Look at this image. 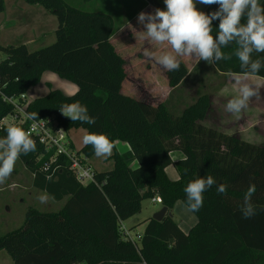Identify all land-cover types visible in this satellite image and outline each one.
<instances>
[{
  "label": "trees",
  "instance_id": "16d2710c",
  "mask_svg": "<svg viewBox=\"0 0 264 264\" xmlns=\"http://www.w3.org/2000/svg\"><path fill=\"white\" fill-rule=\"evenodd\" d=\"M26 1L57 16L56 40L33 50L26 44L0 43L5 54L0 60V138L12 126L26 132L31 121L26 115L37 113L36 119H48L67 132L84 128L86 135L103 133L113 144L119 140L130 148L115 149L110 156L113 168L95 169L97 181L83 184L69 161L33 139L35 151L21 155L20 161L33 174L36 188L65 202L57 211L30 207L21 226L0 235V251L6 250L14 264H264V143L205 123L212 101L201 88L202 80L194 101L185 103L181 93L193 70L189 75L183 60L179 71H166L171 87L182 84L181 97H174L173 89L159 102L122 92L126 60L111 42L119 29L111 14L83 10L66 0ZM151 1L162 8L159 0ZM218 7L206 5L201 11ZM218 24L213 21V35ZM253 59L264 61V53H254ZM210 67L224 74L241 71L235 57ZM45 71L74 82L77 91L66 94L49 84L47 94L28 101L25 94L41 82ZM256 75L264 78V69ZM74 102L87 107L94 124L62 115L60 107ZM9 115L16 118L14 125L4 123ZM174 151L182 153L176 161ZM78 153L88 161L95 155L85 144ZM171 164L176 179L166 171ZM209 175L216 185L203 194V206L193 212L197 222L186 232L175 220L173 207L178 201L186 204L189 182ZM219 184L227 186L226 194L217 193ZM249 184L256 186L252 203L258 212L244 219L240 208ZM157 197L168 208L163 219L148 218L139 242L124 237L121 223L139 213L145 199Z\"/></svg>",
  "mask_w": 264,
  "mask_h": 264
},
{
  "label": "clouds",
  "instance_id": "9594fccd",
  "mask_svg": "<svg viewBox=\"0 0 264 264\" xmlns=\"http://www.w3.org/2000/svg\"><path fill=\"white\" fill-rule=\"evenodd\" d=\"M163 3L164 9L141 11L137 16V23L143 30L136 31L135 37L148 45L142 52L146 59L154 60L166 71L173 72L179 71L181 57H190L197 63L202 60L209 65L235 57L241 71L229 72L227 76L237 87L238 95L226 102L225 112L241 114L248 109L253 98L261 99L260 90L264 84L247 79L264 69V61L253 59L254 53H264V4L260 0H163ZM197 4L219 7L205 13L197 8ZM217 20L218 28L213 35V21ZM153 45L167 46L169 50L157 55ZM229 48L233 50L224 51ZM59 110L72 122L95 123L87 107L79 102L64 104ZM37 116V113H30L28 119L35 120ZM6 133L0 138V184L11 176L20 156L36 148L34 140L21 127H8ZM83 143L91 145L97 157L107 158L112 153L113 143L103 133H89L83 137ZM214 185L216 180L210 175L189 182L184 188L188 210L199 211L203 206V194ZM216 191L226 194L227 186L219 184ZM255 192V184H249L240 208L244 219L257 215L258 210L252 203ZM37 199L46 204L49 195L45 192Z\"/></svg>",
  "mask_w": 264,
  "mask_h": 264
},
{
  "label": "rangeland",
  "instance_id": "374dc122",
  "mask_svg": "<svg viewBox=\"0 0 264 264\" xmlns=\"http://www.w3.org/2000/svg\"><path fill=\"white\" fill-rule=\"evenodd\" d=\"M66 1L70 5L79 7L83 10L102 11L111 14L118 26H121L120 24H122L124 21L125 16L136 12L144 3L143 0ZM159 1L162 4L161 9H164L165 5L163 0ZM196 6L199 10H202L206 7V5L202 4H197ZM57 25V16L41 4L29 3L26 0H4V9L0 10V43L3 45L26 44L31 50H33L41 46L51 44L56 40L55 30ZM42 34L44 35L42 36ZM137 46L138 45L132 44V47L126 49L125 53H120L121 55L128 58L126 60V62L128 61V64L130 63L131 66L132 64H135V68L133 69H131L130 65H128L129 74L128 78H126L123 83L122 92L139 98H148L150 101L155 102L164 100L169 93V89H167L169 85L168 78L166 76V70L162 66H159L154 60L146 59L142 54L144 48H139ZM153 50L157 55H159L161 51H167L169 49L167 46L154 45ZM4 58L5 54L0 52V60ZM180 59L185 62L188 69L193 70V74H191V77H188V80L186 81L181 93L184 97L185 103L190 104L194 101L193 99L196 98L197 89L200 85L199 81H193L192 77L198 75L202 76L203 74L206 75L207 73L208 76L210 75V78L208 80L205 79L202 81L204 85L201 88L205 91L208 89L209 91L215 93V95L211 102V107L214 113L211 112V115L208 116L205 123L208 125H213L216 122L217 124L223 123V125L227 127V124L231 123L230 121L236 118H233L232 116L230 117V115L224 110L225 104L228 101L227 99H231L232 97H227L229 94H223V97H220V94L216 93L218 92V88L216 89L215 86L220 80L219 76L217 75L220 72L212 69L211 67L209 68V65L202 60L197 63L190 57H181ZM227 79L229 78H226L225 82ZM250 81L264 84L259 79L251 78ZM49 84L53 88L61 89L66 94H73L76 90L73 88L76 87L74 82L60 77L53 71H46L43 80L41 79L40 84L36 85L34 89L26 93L25 98H27L28 101H31L37 96H42L44 93L50 90ZM153 84L156 87L159 86V88L153 90ZM197 84L199 85L197 86ZM233 86L235 85L233 82H231L225 87H227V89H231ZM180 92L181 89H178L177 94L175 91H173L172 95L174 97H176V95L181 97ZM260 96V100H264V87L261 88ZM260 100L253 98L250 103L259 101L258 103L260 105L255 107V104H252L254 107H251L250 109L248 108L246 111H244V115H242V113L237 114L239 117L242 115L241 117L244 118V125H242L239 121V118H237L239 122V124L236 123V126H238L237 129L242 130L246 136V129L251 127L250 122L252 120L254 122V120L258 119L255 117V111L258 109V114L261 110ZM185 103L183 102V105ZM217 112H221L220 115H223L221 120L218 119L219 114H217ZM4 123L6 125H14L16 123V118L13 115H9L4 119ZM242 126L244 128H242ZM233 128L234 127H232L231 130H235V128ZM259 129H264V125H261L260 123ZM234 134L240 136L237 130ZM82 135H84V128H80L77 132H73V136L75 138L74 142L76 144V146H73L77 149L83 145L84 136ZM248 135L250 136V134ZM120 144L122 145L123 143ZM110 156L103 158L94 155L89 160V163L94 169H109L113 167V161ZM173 158L175 160L178 157L176 158V156L173 155ZM173 170L174 172L169 170L167 173L170 178L176 179L178 174L175 168H173ZM32 179L33 174L26 168L24 163L18 159L11 176L4 184H0V235L21 226L25 219V214L30 207H34L43 211H57L63 206L65 199L55 200L47 192L46 193L49 195V202L46 204H41L37 197L45 193V191L36 188L32 184ZM162 207V203L155 201L153 198L145 199L142 203L141 211L122 222V225L128 229L132 240L139 242V236L143 233L148 218L153 217V215ZM173 213L175 220L184 230H189L197 222L196 215L192 211L188 210L186 204L183 201L176 202L175 206L173 207ZM3 253L10 255L6 250H3ZM3 264L6 263L3 262Z\"/></svg>",
  "mask_w": 264,
  "mask_h": 264
},
{
  "label": "crops",
  "instance_id": "0c3cea01",
  "mask_svg": "<svg viewBox=\"0 0 264 264\" xmlns=\"http://www.w3.org/2000/svg\"><path fill=\"white\" fill-rule=\"evenodd\" d=\"M143 5L136 11V12H134V13H132V14H129V15H127V16H125V18H124V21L122 22V24H120L121 26H119V29L115 32V34L111 37V42H112V44L115 46V48H116V51L118 52V53H121V52H126V49H129V48H131L132 47V44H134V45H138L137 47H139V48H145V47H148V45L145 43V41H143V40H140V39H136V31H141V30H143L142 29V26H140L138 23H137V16H138V14L141 12V11H144V12H153L156 8H159L158 6H156L151 0H143ZM136 29V30H135ZM43 33V32H42ZM44 34H42V36H43ZM152 47H154V45L152 46ZM123 56V55H122ZM124 57V59L125 60H127L128 58L126 57V56H123ZM128 65H130V67H131V69H133V68H135V64H132V66H131V64L129 63L128 64V61L126 62V64H125V69H126V72H127V77L126 78H128V71H129V67H128ZM192 69L190 70L189 69V72H188V74L190 75L192 72ZM46 72V71H45ZM45 72L43 73V75H42V80H43V77H44V74H45ZM191 72V73H190ZM221 74V75H220ZM188 75V76H189ZM217 76H219V81H218V85L220 86L219 87V89H217V91L218 92H216V93H218V94H220L219 96L220 97H223V94H229L227 97H234V96H236V95H238V91H237V87L236 86H233V88H229V89H227V87H225L228 83H231L232 81L230 80V79H227V81H229V82H227V84H226V82H225V80H226V78H228V76H227V74H224V73H219V75H217ZM141 77V76H140ZM215 77H216V75H215ZM210 78V75L208 76V74L206 73V75L205 74H203L202 76L201 75H198V76H194V77H192V80L193 81H200V80H202V81H204L205 79L206 80H208ZM251 78H254V79H259V80H261V82H263L264 83V78L263 77H261V76H258V75H250V76H248L247 77V79L250 81V79ZM188 80V79H187ZM250 82H253V81H250ZM40 84V83H39ZM184 84H186V83H184ZM183 84V85H184ZM38 85V84H37ZM154 85V84H153ZM161 85V84H160ZM168 85H169V82H168ZM199 84H197V86H198ZM182 86V84H179L178 86H176V87H171L170 85H169V87L167 88V89H169V92L172 90V91H175L176 92V94H177V90L178 89H181L180 87ZM35 87V86H34ZM34 87H32L30 90H32V89H34ZM74 89H76L75 90V92L77 91V89H78V86L76 85V87H73ZM159 88V86H155L154 85V87H153V90H155V89H158ZM29 90V91H30ZM152 90V91H153ZM28 91V92H29ZM206 91H208V93H210V95H211V101H212V99H213V97H214V95H215V93H213L212 91H209L208 89H206ZM229 91V92H228ZM27 92V93H28ZM49 92V91H48ZM48 92H46V93H44L43 95H45V94H47ZM227 92V93H226ZM260 92H261V90H260ZM169 94V93H168ZM42 95V96H43ZM37 97H39V96H37ZM36 98V97H35ZM177 98V97H176ZM175 98V99H176ZM27 99V98H26ZM227 100H229V99H227ZM260 100V99H259ZM259 102V101H258ZM258 102H255V103H250V106L248 107L249 109L251 108V107H254L252 104H255V107H258V105H260ZM260 102H261V110L259 111V113L257 114V112H258V109H256V113H255V117H257L258 119L257 120H254V122H253V120L250 122V125H251V127L249 128V129H246V131H247V136L242 132V130H240V129H237L238 128V126H236V123L237 124H239V122H238V120H237V118H239V121H240V123L242 124V125H244V118L243 117H241L242 115H244V113H242V115L239 117V115H230V117L232 116L233 118H236V119H234V120H231L230 122L231 123H229V124H227V127H225L224 125H223V123H220V124H217V122L215 123V124H213V126L215 125L218 129H220V130H222V131H224V132H226V133H228V134H234L235 133V131L237 130V132L239 133V135L241 136V138L242 139H244V140H246V141H249V142H252V143H255V144H263L264 143V129H259V125H260V123H261V125L263 124L264 125V104H263V102H264V100H260ZM258 103V104H257ZM220 111V110H219ZM211 112L212 113H214V111L212 110V107H211ZM211 112H210V115H211ZM220 113L221 112H217V114H219V117H218V119L219 120H221V118H222V116L220 115ZM230 117H227V118H230ZM235 120H237V121H235ZM206 121V120H205ZM207 124V123H206ZM212 125V124H211ZM232 127H234L235 128V130H231L232 129ZM233 128V129H234ZM242 128H244L243 126H242ZM80 128H78V129H71L70 131H68V135H69V137H70V139L73 141V144L76 146V144H75V138H74V136H73V132H77L78 130H79ZM248 134H250V136L248 135ZM86 135V130L84 129V135H82V136H85ZM120 143H123L122 145L120 144ZM83 145H84V143H83ZM82 145V146H83ZM121 145V146H120ZM79 148V147H78ZM81 148V147H80ZM79 148V149H80ZM130 147H129V145L126 143V142H123V141H119V140H117V141H115V143L113 144V152H114V150L115 149H117L118 151H120V152H125V151H127L128 149H129ZM113 152H112V154H113ZM111 154V155H112ZM173 155H175L176 156V158L177 159H179V158H181L182 157V153L180 152V151H174V152H172V158H173ZM92 158V157H91ZM110 159V158H109ZM177 159H175L174 160V158H173V160L174 161H176ZM113 161V160H112ZM136 164V163H135ZM113 165H114V162H113ZM113 168V167H112ZM173 168H175V166H174V164H171L170 166H168L167 168H166V171L168 172L169 170L170 171H172V172H174V170H173ZM97 169V168H96ZM109 169H111V168H109ZM176 169V168H175ZM103 170H105V169H103ZM176 172H177V170H176ZM177 174H178V172H177ZM179 176V175H178ZM178 178V177H177ZM174 214V213H173ZM174 218H175V216H174ZM125 221V220H124ZM180 225V224H179ZM182 228V227H181ZM183 229V228H182ZM184 230V229H183ZM186 232L187 231H189V230H185ZM3 262H5L6 264H14V261H13V259H12V257H10V255H7L6 253H3V250H1L0 251V264H3Z\"/></svg>",
  "mask_w": 264,
  "mask_h": 264
},
{
  "label": "built area",
  "instance_id": "2783aa9c",
  "mask_svg": "<svg viewBox=\"0 0 264 264\" xmlns=\"http://www.w3.org/2000/svg\"><path fill=\"white\" fill-rule=\"evenodd\" d=\"M16 106L19 111L24 112L20 105L16 104ZM26 117L28 118V115ZM26 133L30 138L37 139L43 143L47 151L53 150L55 156L60 155L66 161H69V168L78 181L83 184L97 181L95 169L84 155L78 153V149L73 146L72 140L64 128L51 125L48 119L41 118L31 120ZM44 169L46 170L47 166ZM155 201L162 202L160 197L155 198ZM120 229L124 237L132 239L128 229L122 223Z\"/></svg>",
  "mask_w": 264,
  "mask_h": 264
},
{
  "label": "water",
  "instance_id": "95a60500",
  "mask_svg": "<svg viewBox=\"0 0 264 264\" xmlns=\"http://www.w3.org/2000/svg\"><path fill=\"white\" fill-rule=\"evenodd\" d=\"M167 211H168V208L164 206L153 215V218L160 221L163 219Z\"/></svg>",
  "mask_w": 264,
  "mask_h": 264
}]
</instances>
